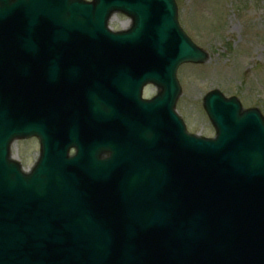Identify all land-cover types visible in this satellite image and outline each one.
I'll list each match as a JSON object with an SVG mask.
<instances>
[{
	"label": "water",
	"instance_id": "obj_1",
	"mask_svg": "<svg viewBox=\"0 0 264 264\" xmlns=\"http://www.w3.org/2000/svg\"><path fill=\"white\" fill-rule=\"evenodd\" d=\"M209 60L176 0H0V264H264L263 115L213 90L207 139L176 111Z\"/></svg>",
	"mask_w": 264,
	"mask_h": 264
},
{
	"label": "rangeland",
	"instance_id": "obj_2",
	"mask_svg": "<svg viewBox=\"0 0 264 264\" xmlns=\"http://www.w3.org/2000/svg\"><path fill=\"white\" fill-rule=\"evenodd\" d=\"M176 1L183 30L210 55L207 64H188L178 71L182 95L176 108L187 130L206 138L215 136L203 108L205 95L215 89L264 116V0ZM129 25L124 15L110 22L115 31ZM148 91L145 96L151 97ZM12 156L24 168L32 167L39 156L38 141L16 142Z\"/></svg>",
	"mask_w": 264,
	"mask_h": 264
}]
</instances>
